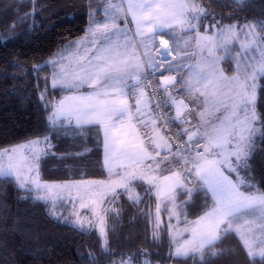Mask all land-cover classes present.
I'll return each mask as SVG.
<instances>
[{"label": "snow or ice", "instance_id": "obj_1", "mask_svg": "<svg viewBox=\"0 0 264 264\" xmlns=\"http://www.w3.org/2000/svg\"><path fill=\"white\" fill-rule=\"evenodd\" d=\"M236 3L242 4L243 0ZM33 13H26L22 19ZM129 14L136 25L131 37L119 23ZM210 15L196 0H127L126 11L109 0L105 23L93 21L88 36L73 42L58 58L35 68L53 66V88L78 92L86 85L91 89L86 94L64 96L55 104L46 103L45 109H52L46 119L53 132L73 121L77 128L100 126L104 134L105 165L113 178L108 182L79 184L43 181L40 168L50 155V135L36 136L0 150V178L14 179L19 189L38 193L33 198L45 202L55 203L65 193L71 197V190L76 188L81 208L88 207L86 198L93 205H102L106 197L115 200L124 193L133 203L139 202L141 198L138 193L133 194L134 188L137 183L147 184L146 195L154 194L158 200L157 227L160 202L173 205L166 209L174 247L170 255L198 256L200 264H208L206 257H217L224 251H213L216 245L235 233L249 256L264 259V190L257 189L254 183L251 163L256 137L259 135L264 142V117L256 110L257 81L264 76V21L224 25L212 16L215 23L211 34L207 27L200 33L201 24ZM176 27L196 33V45L202 56L206 53L202 60L204 67L197 66L195 82L191 76L180 81L164 78L162 89L167 95L153 105L144 91L150 87L145 82V68L172 70L171 64L156 63L152 49L158 34ZM241 34L244 37L239 44L241 52L232 56L230 45ZM161 43L159 55L167 61L172 49L167 40ZM139 49L143 52L139 53ZM257 49L258 55H249ZM226 59L235 61L236 74L230 77L219 67ZM177 83L195 109L169 92ZM40 98L46 100L43 93ZM162 105L174 107L175 115L161 111ZM194 116L197 119L192 123ZM173 122L188 125L175 133L177 138L186 135L187 139L175 145L170 142L171 136L162 134V129L167 131V124ZM164 172L168 175H163ZM179 189L186 196L184 205L204 191L206 197L211 196V207L195 220H189L186 210H177L181 207L175 203ZM249 216L256 219L250 220ZM173 218L177 221L175 226L171 224ZM96 219L103 223L99 214ZM75 226L80 230L85 227L78 216ZM256 232L261 233L260 237ZM101 233L104 234L103 228ZM153 238H157L155 233ZM113 264H134V257Z\"/></svg>", "mask_w": 264, "mask_h": 264}, {"label": "trees", "instance_id": "obj_2", "mask_svg": "<svg viewBox=\"0 0 264 264\" xmlns=\"http://www.w3.org/2000/svg\"><path fill=\"white\" fill-rule=\"evenodd\" d=\"M211 13L200 26L216 20L222 24L242 25L264 21V0H197ZM34 9V13H33ZM94 9L101 14L99 0H0V149L36 136H51L50 155L41 163V179L67 181L99 179L107 176L102 160V135L97 125L77 128L73 123L53 132L46 117L67 90L48 84L52 67L46 60L68 41L81 36ZM26 13V19H22ZM191 31L183 30L181 33ZM160 35L170 37L168 33ZM227 72L231 61H223ZM48 85V86H47ZM46 100H41V94ZM256 109L264 117V76L260 77ZM183 128V125L180 124ZM185 136V135H183ZM251 161L254 183L264 190V142L256 139ZM147 186H138L142 194L133 203L127 193L115 200L107 212V246L94 229L80 230L50 213L47 203L36 200L33 192L21 190L14 179L0 178V264H113L129 256L147 255L160 264H200L198 256L170 255L171 242L167 224L154 239L149 211L152 195ZM195 195L187 207L197 206ZM186 199L179 193L178 201ZM205 205V203H204ZM201 211L197 206L188 217ZM223 249L217 257H206L208 264H264L259 256H249L242 241L230 233L213 251Z\"/></svg>", "mask_w": 264, "mask_h": 264}, {"label": "rangeland", "instance_id": "obj_3", "mask_svg": "<svg viewBox=\"0 0 264 264\" xmlns=\"http://www.w3.org/2000/svg\"><path fill=\"white\" fill-rule=\"evenodd\" d=\"M99 2H101V14L100 15H96L94 9H92L90 11V14L88 16L89 17L88 18L89 22H88V25H87V28H86L85 32L81 36H79L78 38L73 39L71 41H68L66 44L61 46L59 49H57L55 52H53V54L46 61H50V60L58 58L59 54L62 53L66 48H68V46L71 45L73 42L81 41L86 36H88L89 33H88L87 30L92 25L93 21H96L98 23H105L106 22V20H105V9H107L109 7V0H99ZM111 3L116 4V5H122L124 7L125 11L127 10V0H111ZM196 3L198 5H200L197 2V0H196ZM119 23H120L121 27L126 29V31L129 33L130 37L132 36L133 33H135L136 25H135V22H133V20H132L131 14H129L127 16L126 20L122 17ZM228 24H235V23H225L224 25H228ZM211 26H212V24L210 23V21H207L206 22V27L209 29V34H211V31H212ZM181 31L182 30L179 27H176L174 30L166 29L163 32V33H168V35L172 39V43H173L174 49L176 50L177 55H178V59H177L178 63L172 64L171 72L165 73L163 75H159L161 85H162L163 79L166 78V77L170 78V79L171 78H176L178 81H180V80H188L189 77L191 76L193 78V82H195L194 73L197 71V66H199L200 68L204 67V64H203L202 60H203V56H206V53H204L203 56L201 55L200 49L197 47L195 39H194V37L196 36V33L193 32V31L188 32V33H181ZM199 32L200 33H204L205 30H200L199 29ZM135 39L138 41L139 37H136ZM157 39L159 40V38H157ZM243 39H244L243 34H241L240 37L238 38V40L230 45L231 55L232 56H236L237 54H239L241 52V48L239 47V44L243 41ZM157 50H158V48H157ZM138 52L142 53L143 49H139ZM157 52H158V56L160 58L159 51H157ZM258 52H259V49H257L255 52H250L249 55L255 56V55H258ZM217 54L218 55H223V52H218ZM181 57H183V59H181ZM155 60H156L157 64H160L161 61L160 62L157 61L156 58H155ZM229 60L231 61V64H232V67H233V70L231 72H227L224 69V66H223V61L224 60L220 62L219 67L222 69L224 75L230 77V76L235 75L236 73H235V61L232 60V59H229ZM50 66L52 67V71H51V74H50V79H49L48 84L52 86V76H53L54 68H53V66L51 64H50ZM158 69H160V68H158ZM257 83H258V87H259L260 78L258 79ZM199 87H201V90H203L202 85L199 86ZM258 87H257V95H258ZM90 90L91 89H89L85 85V86H82L79 89L78 92L77 91H70L69 93L67 92V93L63 94V96H61V98L64 97V96L86 94ZM170 90H171V93H172V95L174 97H176L177 99H184L185 103L189 104L190 108L195 109L196 106L194 104H190L189 103V96L187 95L186 91L180 90V84L179 83H177L175 85V87L171 88ZM144 91L146 93V90H144ZM61 98H59L55 103H57ZM171 109H172L173 115H175V108L171 107ZM196 119L197 118L194 116L192 118L191 122L195 123ZM73 124L75 125L74 121H73ZM185 126L188 127V125H184L183 128ZM98 128L100 129L101 135H102V156H103L102 160H103V167H104V169L107 170V176L106 177L99 178V179H82V180H67V181H47V180H43V179L42 180L46 181L48 183L64 184V183L67 182V183L79 184V183L85 182V181L108 182L110 179H112L113 177H110L108 169H107V167L105 165V150H104L103 129L100 126H98ZM162 134L166 135L163 130H162ZM258 136L256 137V139L258 138ZM185 138L187 139L186 135H185ZM24 142L25 141L17 143V144H13L11 146H8V147H5V148H1L0 150L6 149V148H10V147H12L14 145L22 144ZM164 154H166V153L162 152V155H164ZM163 175H168V173L164 172ZM139 185H141V184L137 183V185L134 188L133 194L135 195V194L138 193L140 198H141L142 194L138 190V186ZM145 185L148 187L147 184H145ZM189 187H192V185L189 184ZM257 189H259V188L257 187ZM71 192H72L71 197H69L65 193V194H63L62 198L56 200L55 203H53L51 201H48V202L44 201L45 203H47L50 213L53 214L56 217L62 218L63 220L67 221L68 223H71L74 226H75V222H76L77 216H78L85 224L84 230H89V229L96 230L97 233L99 234V236L101 237L103 246H105V242H106V246H107V242H108V238H107V212L113 208V204L105 202L102 205L99 204V203L93 205L86 198L84 202L88 203V207L87 208H81L80 207V199L76 196L77 189L73 188L71 190ZM181 192H183V189H179L177 191V193H176L177 199H176L175 203L177 205H181V207L179 209H177L178 211L186 210L188 215H190V213H193L196 210L197 206H199V205L201 206V211L199 213L195 214L194 216L188 217L189 220H195L198 216L202 215L204 213V211H206L208 208L211 207V204H212L211 196L209 194L206 197L204 191H200L198 193L199 196L197 198V201H198L197 206L194 205V206H191V207H187V206L182 207L183 206V203H182L183 201H181V202L178 201V195ZM33 194H34V196L38 195V193H35V192H33ZM152 197H153V204L151 206V210L149 211V216H150V222H151L153 235L155 233V235L157 236L158 233H159L160 227H162L164 224H167L168 231H169V223H170V221H169L168 211L166 209L172 208L173 205L170 204V203H166V202H160L161 203V212H160L159 226L157 227L156 205L158 203V200H157V198L155 197L154 194H152ZM107 199L111 200V198H107L106 197L105 200H107ZM204 203H205V205H204ZM104 210H106V211H104ZM74 213H75V215H74ZM96 214H99L100 216L103 217V223H101L100 220L96 219ZM247 218L250 219V220H255L256 216H249ZM256 222H257V224L259 223L258 220ZM171 224L173 226H175L177 224V221H176L175 218H173L171 220ZM179 227L182 229L184 227V224L181 223L179 225ZM101 228L104 229V234L101 233ZM187 235L188 234L185 233L183 238L186 239ZM260 235H261L260 232H256V236L257 237H260ZM170 242H171V250L170 251L173 252L174 251V247H173V241H172L171 237H170ZM252 257H254V256H252ZM146 261H150L148 256L147 255H141V256H138L137 259H134V264H145ZM152 264H160V263L155 261V262H152ZM171 264H176V263H171Z\"/></svg>", "mask_w": 264, "mask_h": 264}, {"label": "built area", "instance_id": "obj_4", "mask_svg": "<svg viewBox=\"0 0 264 264\" xmlns=\"http://www.w3.org/2000/svg\"><path fill=\"white\" fill-rule=\"evenodd\" d=\"M162 40L159 41V48L162 46ZM149 73H153V74H149ZM159 71L158 69L152 70V69H148L146 67L145 69V76H146V80L145 82L147 84L150 85V87L144 88L146 90L147 95L149 96V98L152 101V104L155 105V103H157L159 101V98L161 96H166L165 93L163 92L162 89V85L159 81ZM143 86V85H142ZM161 111L164 112H171V114L173 115L172 109L171 107L169 108H165L163 105L161 106ZM174 116V115H173ZM167 131H164V133L166 134V136H171L172 140L170 141L171 143H173V145H175V143H178L181 140H186L185 136H180V137H176L175 133L179 130H181L182 128L180 127L178 122H173L170 124H167ZM173 150H175V147L173 148Z\"/></svg>", "mask_w": 264, "mask_h": 264}, {"label": "crops", "instance_id": "obj_5", "mask_svg": "<svg viewBox=\"0 0 264 264\" xmlns=\"http://www.w3.org/2000/svg\"><path fill=\"white\" fill-rule=\"evenodd\" d=\"M157 38H159V40L157 39ZM155 39H156V46H155V48H153L152 49V55H153V57L154 58H156L157 59V61H161L160 62V64H174V63H178V61H177V59H178V55H177V52H176V50L174 49V46H173V43H172V39L170 38V37H166V36H162V35H160V34H158L156 37H155ZM167 40L168 42H169V48H171L172 49V51L169 53V55L170 56H168V60L167 61H163V60H161L160 58H159V56H158V50H157V48H158V46H159V41L160 40ZM161 69V70H160ZM160 69H158V71H159V75H163V74H165V73H169V72H171V70H168L167 69V67H160ZM159 75H158V77H159ZM159 81H160V78H159ZM171 88H169V91H171L170 90ZM145 90V89H144ZM70 91H68V93H69ZM61 98V97H60ZM58 100V99H57ZM56 100V101H57ZM130 103H131V101H130ZM184 126V125H183ZM186 127V126H185Z\"/></svg>", "mask_w": 264, "mask_h": 264}, {"label": "water", "instance_id": "obj_6", "mask_svg": "<svg viewBox=\"0 0 264 264\" xmlns=\"http://www.w3.org/2000/svg\"><path fill=\"white\" fill-rule=\"evenodd\" d=\"M169 92H171V91H169ZM165 95H167V94L165 93Z\"/></svg>", "mask_w": 264, "mask_h": 264}, {"label": "bare ground", "instance_id": "obj_7", "mask_svg": "<svg viewBox=\"0 0 264 264\" xmlns=\"http://www.w3.org/2000/svg\"><path fill=\"white\" fill-rule=\"evenodd\" d=\"M163 40H164V39H163ZM163 40H162V41H163ZM161 47H162V46H161Z\"/></svg>", "mask_w": 264, "mask_h": 264}]
</instances>
